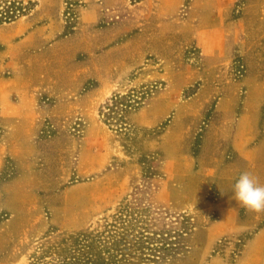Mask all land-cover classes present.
I'll list each match as a JSON object with an SVG mask.
<instances>
[{
    "label": "rangeland",
    "instance_id": "1",
    "mask_svg": "<svg viewBox=\"0 0 264 264\" xmlns=\"http://www.w3.org/2000/svg\"><path fill=\"white\" fill-rule=\"evenodd\" d=\"M142 1L0 0V27L31 26L0 28V78L24 85L0 92V264H221L264 226L232 191L245 170L264 183V0H228L242 24L222 59L169 30L193 0L173 18ZM117 95L131 104L109 125ZM27 96L36 116H1ZM225 214L248 230L209 248Z\"/></svg>",
    "mask_w": 264,
    "mask_h": 264
},
{
    "label": "crops",
    "instance_id": "2",
    "mask_svg": "<svg viewBox=\"0 0 264 264\" xmlns=\"http://www.w3.org/2000/svg\"><path fill=\"white\" fill-rule=\"evenodd\" d=\"M123 3L124 0H102L103 8L120 6ZM183 3L184 0H144L140 4L148 9L153 4H156V9L162 12H159L158 16L165 13L173 18L176 15L175 13L179 12ZM230 6L231 4L228 0H193L183 14L177 15L172 19L169 30H171V32H180L188 34L189 36L191 35V41L197 42L205 48H210L211 54L209 57L217 56L220 59L224 57L226 58L229 56L231 47L237 39V33L242 24V18H237L225 25L224 15ZM97 8V5H89V8L81 11L82 16L84 15V17H88L92 20L93 17H97ZM0 28L10 31L11 33L9 34H11V37L22 34L25 31L24 40H27L30 36L29 29L31 26L26 22L13 21L6 23ZM212 35H216L214 40L218 43V46L212 44V42H214L212 41ZM204 41H208L209 45H204ZM18 45V42H13L12 44L13 47H18ZM13 68L14 74L12 76L0 78V92L4 91L8 95L13 92L24 91L23 78L17 71L16 67ZM27 98L28 108L26 113H17L16 110L18 105L4 99L1 103V116L6 118H33L36 116V101L31 96H27ZM244 118H240L239 122L242 123ZM224 219L226 224L213 226V228H210L207 232V244L209 248H212L217 241H223L226 246L239 244L242 239L239 236L233 239L232 236L248 230V227L242 225L239 226L237 223L229 224L226 214L224 215ZM198 230L202 231V226L199 227ZM227 235L229 236L227 237ZM222 238L223 240H221ZM230 239H232V241H230ZM244 244L243 250L239 251L240 253L237 257L233 256L236 254L233 253V250H226V256L224 258L220 257V261H217L221 262V264H264V226L257 228L253 232L251 238Z\"/></svg>",
    "mask_w": 264,
    "mask_h": 264
},
{
    "label": "clouds",
    "instance_id": "3",
    "mask_svg": "<svg viewBox=\"0 0 264 264\" xmlns=\"http://www.w3.org/2000/svg\"><path fill=\"white\" fill-rule=\"evenodd\" d=\"M234 199L249 212L264 213V183L251 171H242L233 186Z\"/></svg>",
    "mask_w": 264,
    "mask_h": 264
},
{
    "label": "trees",
    "instance_id": "4",
    "mask_svg": "<svg viewBox=\"0 0 264 264\" xmlns=\"http://www.w3.org/2000/svg\"><path fill=\"white\" fill-rule=\"evenodd\" d=\"M133 1H139V0H133ZM19 10L18 7H15V10ZM19 15L15 14L13 12L12 15L4 17V21L6 20H14L16 17H18ZM1 20V19H0ZM131 101L130 99H128L126 96H122V95H117L115 96L111 103L109 105L106 106V113L103 114V116L105 117V123L109 124V125H113L115 123H118L122 117L123 112H125L129 107H130ZM153 176V171H152V167H148L147 171H145V177H152ZM83 264H87V262H83ZM90 264H109V262L106 261H92L90 262Z\"/></svg>",
    "mask_w": 264,
    "mask_h": 264
}]
</instances>
